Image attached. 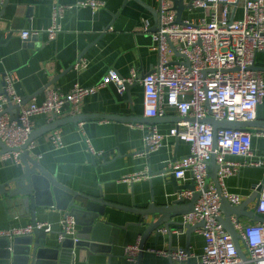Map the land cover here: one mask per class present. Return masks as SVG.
Segmentation results:
<instances>
[{"label": "crops", "instance_id": "obj_1", "mask_svg": "<svg viewBox=\"0 0 264 264\" xmlns=\"http://www.w3.org/2000/svg\"><path fill=\"white\" fill-rule=\"evenodd\" d=\"M79 1L0 0V84L4 83L5 74L15 73V91L26 105L44 103L48 87L68 94L75 85L97 87L110 71L127 78L136 68L142 79L157 66L158 55L152 50L151 35L158 24L159 0H100L106 8L99 12L89 8L67 10L62 20L63 31L54 42H49L46 36L34 37L28 42L22 40L23 31L45 30L51 26L54 5L69 6ZM232 18L234 21L244 18L242 1L235 5ZM202 19L212 20L206 11L195 9L190 0H184L183 20ZM147 26L150 28L148 32ZM169 57L171 61L176 60L174 52ZM80 60H84L86 66L77 70L75 65ZM255 67L264 76V51L258 54ZM11 110L16 115V110ZM90 115L112 119L90 118L79 123L66 121L68 123L58 129L63 141L60 149L53 144L54 132L43 134L33 142L32 158L56 176L63 186L78 194L138 210L146 208L152 200L158 205H171L178 201L181 191L191 187L189 181H173L170 169L173 163L190 153L189 144L169 136L175 126L187 119L170 108L164 117L147 118L141 83L130 87L124 96H120L113 85L101 89L81 101L77 115L66 109L63 116L56 120ZM53 121L51 116L35 117L34 131L46 128ZM255 122L264 123V100L258 108ZM140 125L144 127L139 128ZM150 126H156L159 133L167 138L160 151L147 154L144 139ZM247 131L253 136L256 155L262 156L264 136L259 134H263L264 129L251 128ZM3 153L0 148V186L10 183L23 171L21 166L4 161ZM227 160L246 161L238 156H228ZM141 173L147 177L136 182L126 180ZM209 174L213 175L214 169ZM263 179V169L243 168L238 176L226 179L225 186L228 192L248 199L253 194V188ZM14 188L15 184H12L7 190L9 192ZM21 201L19 197L0 193V231L33 225L32 211ZM189 203L183 202V205ZM61 205L64 206L63 203ZM65 214L56 205L38 209L35 214L37 224H47L53 229V233L47 235L49 252L46 256L49 263L55 260V264H139V260L130 263L124 252L128 245L142 241L144 237L146 228L137 225L141 222L140 216L106 207L109 220L119 226L129 225L128 229L121 233L119 244L113 247L110 256H89L83 250L55 253V248L60 246V222ZM183 217L174 220L181 222ZM180 247L189 249L192 256L190 262L162 258L148 252L151 249L175 250ZM204 247L205 239L198 231L191 232L190 236L187 230L180 235L173 233V238L167 233L157 236L154 232L145 241L140 264H194Z\"/></svg>", "mask_w": 264, "mask_h": 264}, {"label": "built area", "instance_id": "obj_2", "mask_svg": "<svg viewBox=\"0 0 264 264\" xmlns=\"http://www.w3.org/2000/svg\"><path fill=\"white\" fill-rule=\"evenodd\" d=\"M190 1L193 8L206 11L212 20L184 21L183 24H178L177 14L170 1L159 0L158 24L156 31L151 35L152 50L158 55V64L151 74L142 79L136 68L131 70L127 78L110 71L95 88L75 85L70 93L64 94L59 89L49 87L44 103L33 102L23 106L24 99L16 93L14 87L17 75L12 72L5 74L6 96H0V140L11 151L3 153L2 159L24 166L23 148L35 130V117L51 116L55 120L63 116L66 109L77 115L81 101L97 91L113 85L118 94L124 96L128 87L141 83L144 88V109L147 118L164 117L166 110L170 108L187 119L186 122L175 126L169 136L189 144L190 153L181 161L173 163L170 169L176 180L189 181L194 185V191L184 190L179 194L178 200L190 202L195 193H201V196L195 211L183 217V228L176 229L174 233L180 235L188 226L202 225L197 231L205 239V247L194 264H247L239 256L233 237L220 222L224 215L217 188L213 184H210L207 190L205 187L210 172L209 166L215 156L220 167L218 176L223 195L232 206H241L246 199L228 192L225 180L238 176L243 168L264 170V154L256 155L253 136L247 130H218L215 149L214 129L205 120L214 118L231 123L257 120L258 108L264 100V76L253 68L258 54L264 51V6L262 0ZM241 1L244 18L234 21V7ZM74 8H89L93 12H99L106 8V4L100 0H81L69 6L56 4L53 6L51 26L45 30L23 31L22 40L28 42L31 38L46 36L49 42H54L63 31L62 20L65 12ZM146 30H150L149 26ZM171 52L176 55L175 61H171L169 57ZM82 66H86L84 60H80L75 68L78 70ZM8 99L21 107L19 122L13 121L12 117L4 112ZM148 129L144 141L147 154H152L164 147L167 137L160 134L156 126H150ZM259 135L264 136V133ZM52 141L55 148L63 147L58 130L53 133ZM34 148L32 143L26 151L31 153ZM228 156L242 157L246 161H229ZM146 177L145 173H141L126 180L136 182ZM259 185L253 188V193ZM252 208L255 209L256 216L264 219V188ZM242 218L244 217H231L232 224L240 236L241 247L249 262L264 264V223L245 218L250 223L244 225ZM60 226V243L68 238L78 242L74 217L66 214ZM37 229L44 230L47 234L53 233L51 226L37 224L0 231V239L14 240L31 236ZM160 232L167 233L165 229ZM140 245L141 240H138L125 248L124 255L130 263H137L141 252ZM148 252L179 262H190L192 258L191 254L181 247L175 250L151 249Z\"/></svg>", "mask_w": 264, "mask_h": 264}, {"label": "water", "instance_id": "obj_3", "mask_svg": "<svg viewBox=\"0 0 264 264\" xmlns=\"http://www.w3.org/2000/svg\"><path fill=\"white\" fill-rule=\"evenodd\" d=\"M169 1L173 5V10L177 14V23L183 24L184 0ZM171 46L173 47L174 44L171 43ZM187 65L189 64L187 63ZM253 69L256 70L258 68L254 66ZM4 87V83L0 84V96H6ZM129 88L130 87H128L127 91ZM24 105H26L25 101L23 102V106ZM11 109L16 110V115L12 114ZM20 111V105L13 104L11 99L7 100V108H5L4 112L9 114L13 121L19 122ZM105 117L106 116L101 115H90L77 116L69 120L55 119L46 128L39 131H34L29 142L23 148L25 152L22 155V161L24 164L22 167V174L16 179L12 180L10 183L0 186V193L8 194L10 197L21 198V202L24 207L32 211L33 226L37 225L35 214L37 210L41 208H52L56 205L59 209L64 210L66 214L74 217L76 225L80 227V230H78L76 233V239L78 242L75 243L73 238L66 239L64 242L60 243L59 248H55L54 251L58 254L63 252V250L69 252L83 250L86 251L89 256L101 254L110 256L113 247L119 244L121 233L126 231L129 225L124 227L111 222L106 214V207L137 214L140 216L141 220V222L137 225L146 228L140 245L141 252L138 258L140 264L141 258L144 255L145 241L147 237L154 232H157L158 236L161 233L160 230L165 229L167 234L173 238V229L183 228L182 223L175 221L174 219L193 213L201 193H195L190 203L186 205H183V200L173 202L171 205H158L152 200V202L146 208L141 210L135 208H123L118 205L107 203L103 199H96L83 194H78L63 186L58 182L56 176H53L47 172L37 161L32 158L31 153L26 151L28 146L32 144L35 139L48 132L57 131L68 122L79 123L84 119H101ZM105 119L112 118L106 117ZM205 122L210 124L214 129L215 149L217 147L216 134L220 129H264V123L260 122L231 123L227 121H217L214 118H207ZM0 148L4 153L11 151L10 148H8L1 140ZM211 169H214V174H209L205 190L208 189L211 183H213V185L217 188L218 194L221 198V210L224 215V217L220 219V222L233 237L241 259L247 264H253L249 262V259L241 247L240 236L232 224L231 217H244L257 223H264L263 218L255 215V209H251L252 205L257 203L260 197V192L264 188V179L257 190L248 199H246L241 206L234 207L223 195L222 189L220 187L218 176L220 167L216 162L215 156H213L209 166V170ZM171 179L173 181L176 180L173 171H171ZM12 184H15V188L8 192L7 188H10ZM186 190L194 191V185H191V187L187 188ZM61 203H63L64 206H62ZM201 226L202 225L188 226L187 235L190 236L191 232L197 231ZM47 235L48 234L44 230L37 229L31 236L16 238L14 240L6 238L0 239V264H55V260L53 263H49V261H47L49 260V258L46 256V253L49 252L47 250ZM186 251L189 252V249L187 248Z\"/></svg>", "mask_w": 264, "mask_h": 264}, {"label": "rangeland", "instance_id": "obj_4", "mask_svg": "<svg viewBox=\"0 0 264 264\" xmlns=\"http://www.w3.org/2000/svg\"><path fill=\"white\" fill-rule=\"evenodd\" d=\"M241 222H242L244 225L248 224V220L245 219V218H242V219H241Z\"/></svg>", "mask_w": 264, "mask_h": 264}]
</instances>
